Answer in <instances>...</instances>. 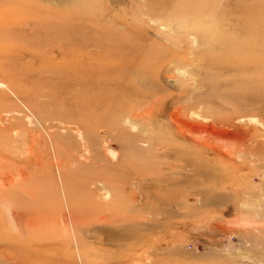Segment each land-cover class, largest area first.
Segmentation results:
<instances>
[{
    "label": "rangeland",
    "instance_id": "1",
    "mask_svg": "<svg viewBox=\"0 0 264 264\" xmlns=\"http://www.w3.org/2000/svg\"><path fill=\"white\" fill-rule=\"evenodd\" d=\"M200 2L0 0V264H264V0Z\"/></svg>",
    "mask_w": 264,
    "mask_h": 264
},
{
    "label": "bare ground",
    "instance_id": "2",
    "mask_svg": "<svg viewBox=\"0 0 264 264\" xmlns=\"http://www.w3.org/2000/svg\"><path fill=\"white\" fill-rule=\"evenodd\" d=\"M201 1H202V0H201ZM205 1H206V0H204V2H205ZM212 1L215 2L214 4H215L217 7H218V5H222V3H223V0H212ZM72 2H73V1H72ZM204 2H202V3L200 2V4L203 5ZM210 2H211V0H210ZM210 2H209V4L206 2L207 5H208V7H209V5H212V3H213V2H212V3H210ZM215 5H214V6H215ZM185 6H186V5H185ZM199 6H200V5H199ZM174 7H175V6H174ZM176 7H177V6H176ZM197 7H198V5H197ZM208 7L206 6V9H207ZM69 9H70V8H69ZM179 9H180V8H179ZM199 9H200V8H199ZM200 10H201V9H200ZM202 10H203V9H202ZM202 10H201V11H202ZM203 11H204V10H203ZM185 12H186V11H185ZM207 12H208V11H207ZM202 13H204V12H202ZM138 14H139V13H138ZM204 15H205V14H204ZM201 16H202V15H201ZM179 17H180V16H179ZM80 18H81V17H80ZM137 18H138V17H137ZM200 18H201V17H200ZM204 19H205V18H204ZM176 20H177V19H176ZM79 21H80V20H79ZM121 45H122V44H121ZM119 47H121V46H119ZM173 116H174V115H173ZM178 116H179V115H178ZM136 117H137V116H136ZM174 117H175V116H174ZM245 118H246V117H245ZM245 118L242 117L241 121H243ZM250 118H251V117H250ZM131 120H132V119H131ZM245 120H246V119H245ZM253 120L256 121L257 119H253ZM204 121H205V120H204ZM239 121H240V120H239ZM257 121H258V120H257ZM127 122H129L130 124H132V126H133L134 128L136 127V124L133 123V121H130V120H129V121H127ZM243 122H244V121H243ZM136 123H137V122H136ZM255 123H256V122H255ZM207 125H208V124H206V125H204V126H197V129H198V130H196V128H195V129H194V132H195V130H196V131H200V132H202L203 134H204V132H206V133L209 132V133H211V134H210L211 136H212V135H216V136H219V137H221V138L224 137V135H225L224 132H222V131H218V130H215V129H212V127H211L210 125H208V126H207ZM130 126H131V125H130ZM132 126H131V127H132ZM135 129H136V128H135ZM207 134H208V133H207ZM211 136H210V137H211ZM239 137H240V136H239ZM243 137H244V136H243ZM200 138H201V137H200ZM210 139H211V138H210ZM258 139H259V138H258ZM208 140H209V139H208ZM212 140H213V139H212ZM237 140H238V139H237ZM254 140H255V139H254ZM229 142H230V141H229ZM249 142H250V141H249ZM262 143H263V142H262ZM218 144H219V143H218ZM234 144H235V143H234ZM229 146H230V145H229ZM249 146H250V145H249ZM263 146H264V145H263ZM252 147H253V146H252ZM237 148H238V147H237ZM261 149H263V148H261ZM261 149H260V150H261ZM260 150H259V151H260ZM263 150H264V149H263ZM263 150H262V151H263ZM251 151H252V150H251ZM259 151H257V152H259ZM253 152H254V151H253ZM239 153H240V152H239ZM259 153H260V152H259ZM259 153H257L256 155H259V156H260ZM261 154L263 155V153H261ZM263 157H264V155H263ZM99 186H100V185H99ZM104 188H105V187H104ZM108 196H109V195H108ZM81 231H82V230H81ZM144 254H145V253H144ZM145 260H146V259H145Z\"/></svg>",
    "mask_w": 264,
    "mask_h": 264
}]
</instances>
